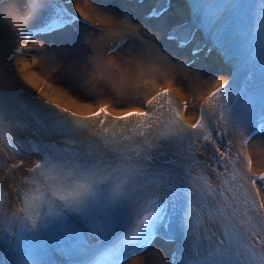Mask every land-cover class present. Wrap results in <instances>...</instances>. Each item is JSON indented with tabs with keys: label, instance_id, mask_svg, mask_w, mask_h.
<instances>
[{
	"label": "snow or ice",
	"instance_id": "6c2138e0",
	"mask_svg": "<svg viewBox=\"0 0 264 264\" xmlns=\"http://www.w3.org/2000/svg\"><path fill=\"white\" fill-rule=\"evenodd\" d=\"M187 2L0 0V173L25 186L0 264H152L157 241L167 264H264V0ZM213 51L232 71L189 113Z\"/></svg>",
	"mask_w": 264,
	"mask_h": 264
},
{
	"label": "bare ground",
	"instance_id": "6f19581e",
	"mask_svg": "<svg viewBox=\"0 0 264 264\" xmlns=\"http://www.w3.org/2000/svg\"><path fill=\"white\" fill-rule=\"evenodd\" d=\"M112 2L114 4L120 5L121 8L123 7V5L125 3H128L127 0H112ZM150 3V0H146V4ZM132 11H134L135 9H131ZM100 27H107V25H100ZM8 37L7 36H0V40H7ZM181 55H185L184 53H181ZM26 59L31 60V57H24ZM0 63H3V58L0 57ZM33 71H37V73L43 77H45L47 79L50 70L47 69L46 66L44 65H38V66H34L33 67ZM146 71L149 72V75L145 76V79L150 80L152 79V76L150 75V70ZM206 71H208V65L206 64ZM168 77H165V79H159L155 81V85L156 86H162L165 82L166 79ZM220 79V77H213L211 79H205V78H193L190 81H186L185 84L187 86V88L190 91H184V95L188 96L189 99H191L192 97H195L194 100V105L192 109H188L189 113L192 112V110L196 107H198L201 102H202V98L204 95H206L209 91L213 90L216 80ZM179 83V81H178ZM173 87H176L175 84L172 85ZM179 86V85H178ZM24 87L28 88V90L33 91L30 86L24 85ZM57 88L58 87H54ZM155 88L153 87L152 83H149L147 85H142L141 88V92L139 93L141 99L145 98L146 94L150 93L151 91H154ZM121 95H123V93H121ZM175 95V93L173 94ZM178 99V97H177ZM96 102H98V99H96ZM138 103V101L135 99V94H133V98L130 100H127L123 106L128 107V106H135ZM251 151V149H250ZM252 158H253V169L254 171H262L264 169V149H258L256 151H252ZM26 167V165H25ZM18 171H23V169H18L15 170L16 174L18 173ZM4 173V172H3ZM0 175H2L0 173ZM4 177H2V180H0V183H5L7 185H10L12 183V180H10V173L9 172H5V175H3ZM1 177V176H0ZM173 246L170 245L167 249H163L162 251L160 250V255L158 257H156L152 264H167V259L168 256L172 250ZM153 253H156L153 249L149 250V256H152ZM141 261L139 258H133L132 260L129 261V264H140Z\"/></svg>",
	"mask_w": 264,
	"mask_h": 264
},
{
	"label": "rangeland",
	"instance_id": "374dc122",
	"mask_svg": "<svg viewBox=\"0 0 264 264\" xmlns=\"http://www.w3.org/2000/svg\"><path fill=\"white\" fill-rule=\"evenodd\" d=\"M47 75H48L47 80H48L49 83H51L53 85V87H58V89L64 87V84L62 83V80L57 77V74L49 73ZM178 81H179V78H177V82ZM70 94L71 95H75L74 93H70ZM96 99H98V98H96Z\"/></svg>",
	"mask_w": 264,
	"mask_h": 264
},
{
	"label": "clouds",
	"instance_id": "9594fccd",
	"mask_svg": "<svg viewBox=\"0 0 264 264\" xmlns=\"http://www.w3.org/2000/svg\"><path fill=\"white\" fill-rule=\"evenodd\" d=\"M9 24L11 27L15 28L17 26V21L16 20H13V19H9Z\"/></svg>",
	"mask_w": 264,
	"mask_h": 264
}]
</instances>
